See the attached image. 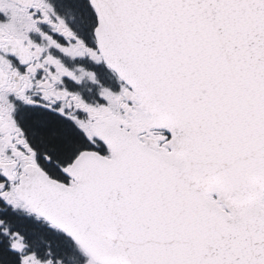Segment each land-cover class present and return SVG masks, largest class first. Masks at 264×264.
Listing matches in <instances>:
<instances>
[{
  "label": "snow or ice",
  "instance_id": "snow-or-ice-1",
  "mask_svg": "<svg viewBox=\"0 0 264 264\" xmlns=\"http://www.w3.org/2000/svg\"><path fill=\"white\" fill-rule=\"evenodd\" d=\"M0 264H264V0H0Z\"/></svg>",
  "mask_w": 264,
  "mask_h": 264
}]
</instances>
